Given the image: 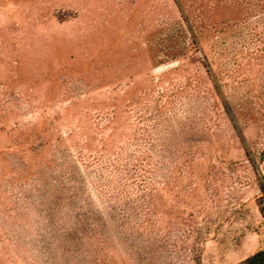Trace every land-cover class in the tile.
Returning <instances> with one entry per match:
<instances>
[{
	"label": "rangeland",
	"instance_id": "1",
	"mask_svg": "<svg viewBox=\"0 0 264 264\" xmlns=\"http://www.w3.org/2000/svg\"><path fill=\"white\" fill-rule=\"evenodd\" d=\"M263 249L264 0H0V264Z\"/></svg>",
	"mask_w": 264,
	"mask_h": 264
},
{
	"label": "trees",
	"instance_id": "2",
	"mask_svg": "<svg viewBox=\"0 0 264 264\" xmlns=\"http://www.w3.org/2000/svg\"><path fill=\"white\" fill-rule=\"evenodd\" d=\"M237 264H264V249Z\"/></svg>",
	"mask_w": 264,
	"mask_h": 264
},
{
	"label": "crops",
	"instance_id": "3",
	"mask_svg": "<svg viewBox=\"0 0 264 264\" xmlns=\"http://www.w3.org/2000/svg\"><path fill=\"white\" fill-rule=\"evenodd\" d=\"M259 251H261V250H259ZM259 251H257V252H259Z\"/></svg>",
	"mask_w": 264,
	"mask_h": 264
}]
</instances>
